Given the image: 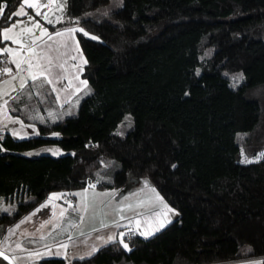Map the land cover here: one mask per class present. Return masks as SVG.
Returning <instances> with one entry per match:
<instances>
[{
    "label": "trees",
    "instance_id": "1",
    "mask_svg": "<svg viewBox=\"0 0 264 264\" xmlns=\"http://www.w3.org/2000/svg\"><path fill=\"white\" fill-rule=\"evenodd\" d=\"M20 1L0 0V29ZM110 2L65 0L47 24L89 34L74 32L89 91L73 113L35 121L37 134L0 136V203L9 202L0 234L50 190L120 189L145 177L176 215L147 238L125 232L130 250L115 239L70 264H264V155L240 160L264 149V0ZM233 73L243 77L234 85ZM39 88L38 108L56 109L44 81ZM124 113L132 124L118 134ZM42 144L64 151L24 153Z\"/></svg>",
    "mask_w": 264,
    "mask_h": 264
},
{
    "label": "rangeland",
    "instance_id": "2",
    "mask_svg": "<svg viewBox=\"0 0 264 264\" xmlns=\"http://www.w3.org/2000/svg\"><path fill=\"white\" fill-rule=\"evenodd\" d=\"M112 5L113 0L109 3V6ZM36 22L29 19L25 23H20L21 25H15L14 30L6 33L11 37V40L3 43V45L5 44L4 49L13 51L16 56H21L24 50L30 52L33 45L30 44L32 37L39 35L41 29V25L36 27V24H39ZM6 28L0 31V38L2 39L5 35L3 30ZM21 30L23 31L21 32ZM49 41L53 44L52 51L54 54L56 53L57 59L60 57L62 59V65L57 71L59 76L48 74L46 77L47 81H51V83L47 82L46 85L53 92L55 103L59 104H56V109L52 108V118L38 108L41 105L39 102L44 98L43 92L39 88V83L43 80L42 77L36 76L37 79H31L34 73L38 74L44 69L43 64L32 61L31 65L28 66L27 63H20V65L15 64L13 70L8 65L7 67L2 66L0 98L2 97V99L8 101L14 113L13 115L0 113V129L2 131L7 130L13 137L23 138L37 134L35 121L44 122L47 119L52 121L56 117L73 113L79 98L89 91L88 84L83 83L85 79L80 75L84 56L76 37L74 36V40L71 42L73 44H67L66 42L59 44L60 39L55 36L50 38ZM62 44L64 49H62ZM31 54H34V52H31ZM35 57L38 58V54ZM10 70H12L11 73ZM239 77V73L228 74L232 85L240 80L234 78ZM28 80H32L30 90L27 86ZM22 84L23 87H21ZM200 113L202 139L206 134L205 108H201ZM131 124V115L124 113L113 131L122 134ZM63 151L57 145L42 144L36 148L25 150L24 153L56 155L63 153ZM262 154H264V149L256 152L253 156H246L240 151V160H254ZM85 189H87L86 192ZM54 193L64 195L59 198L53 196L49 201V197ZM7 204H9L7 201L1 202L0 209H5ZM45 204L46 207L41 208V205ZM37 209L40 210L37 211ZM61 212L64 213L63 216ZM175 215L176 210L162 198L145 177H140L137 182L120 189H99L89 186L71 190H50L32 209L4 228L0 234V249L7 251L14 264H18V260L21 258L57 250L63 242L57 238L62 232V225L65 221L70 222L71 217L75 218L73 216H78V218L77 225L74 224L72 231L84 233L82 239L91 236L98 239L96 242L99 246L105 243L109 236H114L120 241L123 239L120 233L128 231L139 234L154 232L161 223H167ZM26 217L28 219H25ZM81 217H83V220H81ZM101 225H106V227ZM61 258L64 260L63 257Z\"/></svg>",
    "mask_w": 264,
    "mask_h": 264
},
{
    "label": "crops",
    "instance_id": "3",
    "mask_svg": "<svg viewBox=\"0 0 264 264\" xmlns=\"http://www.w3.org/2000/svg\"><path fill=\"white\" fill-rule=\"evenodd\" d=\"M29 4H32L34 6L29 7L28 6ZM64 5H65V0H28V3H25L24 0L20 1V3L14 9V13L22 9L24 14L17 15L15 19H13L6 26H3V28L9 26L12 27L11 25H21L20 23H25V21H29V19H31L35 22L38 21L36 23H39L38 25H41L40 33L39 35H36L37 37L36 36L32 37V41L30 42V44L33 45L31 47L30 52L24 50V52L21 53V56H16L15 54H13V51H10L9 49H8L9 51L0 52V71H2V66L7 67L8 65L13 70L15 68V64L20 65V63L23 64L27 63V65L29 66L31 65V62L34 61L37 64H43L44 69L41 70L40 73L38 74L34 73L33 76L42 77L43 79L42 81H44L46 84L48 82L46 78L48 74H50V76H56V77L59 76V73H57V71L62 65L61 62L62 59L61 57L57 59V56L55 55L56 53L54 54V52L52 51L53 44L49 40L50 38L55 36L60 39L59 44L62 42H66L68 44L73 42L75 35L74 33L69 34L66 31V29H69V27L52 28L47 24H50L49 21H51V23H54L58 19H60L62 11L64 9ZM37 13H39V15ZM3 28H1L0 31ZM22 31L23 30H21V32ZM57 33H63V35H57ZM3 40L5 39L3 38ZM10 40L11 39L5 41H10ZM4 45L0 44V49H4L5 47ZM62 49H64V45L62 46ZM31 52H34V54H31ZM36 54H38V58L35 57ZM12 70H10V73L12 72ZM1 80L2 79H0V82ZM12 110L13 109L11 105L8 103V101L2 99L1 97L0 113L4 115H6V113L13 115ZM51 110L52 108L48 107L41 110V112L43 111L44 114H49V116H51L50 118H52ZM3 132L9 133L7 130L2 131L0 129V136L2 135ZM13 138L19 139L17 137H13ZM90 185L93 184L89 183L85 187H89ZM73 217L75 218L71 217L70 222L67 223L65 221L63 223L61 230L62 232H60V234L57 236L59 240L63 241L62 245H67V248L60 247L57 250L43 252L37 256L21 258L18 260V264H34L37 262L38 259L42 257H50V256L63 257L65 264H70V260L72 258L86 256L89 252H91L93 247L97 248L98 243L96 241L98 239H94V237L92 236L90 238L82 239L81 237H83L84 233H80V231H75V232L72 231V229L74 228V224L75 226L77 225L76 221L78 216H73ZM0 253H3V255L0 256V264H14L13 259L10 258L7 251L0 249ZM57 253H59V255H57ZM5 256H7L8 259H5L4 258ZM208 264H260V256L243 257V258L219 261Z\"/></svg>",
    "mask_w": 264,
    "mask_h": 264
},
{
    "label": "snow or ice",
    "instance_id": "4",
    "mask_svg": "<svg viewBox=\"0 0 264 264\" xmlns=\"http://www.w3.org/2000/svg\"><path fill=\"white\" fill-rule=\"evenodd\" d=\"M24 2L25 3H28V0H24ZM29 7H32V6H34V5H32V4H29L28 5ZM3 12H4V5L3 4H0V16H2L3 15ZM24 13H23V10L21 9L20 11H18V12H15V13H12V16H17V15H23ZM38 15H39V13H37ZM8 19L10 20L11 19V17H8ZM78 22V21H77ZM49 23H51V21H49ZM16 26L15 25H13L12 26V28H6V29H4L3 31H4V33H5V35H4V39L5 40H8V39H10V37L6 34L7 32H9V31H12V30H14V28H15ZM36 27H39V25L38 24H36ZM66 31L69 33V34H71V33H74V32H77V31H79V32H82L85 36H87V35H89L83 28H69V29H66ZM57 35H63V33H57ZM93 39H96V37H92ZM3 51H9L8 49H0V52H3ZM85 63H86V61H85ZM19 67V66H18ZM5 71H7V69H5ZM243 77H242V74H241V76L239 77V78H234V79H242ZM31 79H33V80H35V79H37V77L36 76H32L31 77ZM48 83H51V81L49 80L48 81ZM85 85H86V81L85 82H83ZM21 87H23V84L21 85ZM53 135H58V134H53ZM54 154H56V153H54ZM262 155H264V154H262ZM243 162H245V163H250V162H252V161H248V160H245V161H243ZM173 167H175V166H173ZM90 187H94V185H90ZM87 191V189H85V192ZM61 195H64V194H51V196L49 197V201H51V199H52V197L53 196H55V197H57V198H59ZM73 195H79V194H73ZM44 207H46V204L45 205H41V208H44ZM87 206L85 205V208H86ZM5 211H6V209H4ZM40 209H37V211H39ZM171 211V210H170ZM63 212H61V215L63 216ZM25 219H28V217H26ZM81 220H83V217H81ZM21 223H23V221H21ZM102 227H106V225H101ZM17 227H19V225H17ZM163 227H165V224L164 223H161L160 225H159V228H157L155 231H159L160 229H162ZM141 235H143V236H145V238H147L148 236H151V235H153V232H144V233H140ZM120 236L121 237H123V236H125V233H120ZM99 238V237H98ZM71 239V238H70ZM115 237L114 236H109L108 238H107V241H105V243H110V242H115ZM119 243L123 246V248L125 249V250H130L129 249V245L127 244V243H125L124 242V240L123 239H121L120 241H119ZM61 247H63V248H67V245H62ZM98 251V249L97 248H95V247H93L92 248V250H91V252H89L87 255L88 256H91V255H93L95 252H97ZM3 255V253H0V256H2ZM36 255H39V254H36ZM57 255H59V253H57ZM5 259H8V257L7 256H5L4 257ZM80 259H84V257H81Z\"/></svg>",
    "mask_w": 264,
    "mask_h": 264
}]
</instances>
